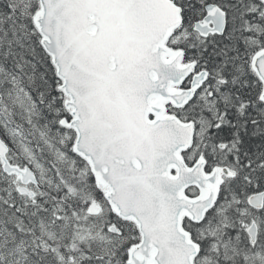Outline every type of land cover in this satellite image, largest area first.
Returning <instances> with one entry per match:
<instances>
[{
    "label": "snow or ice",
    "instance_id": "1",
    "mask_svg": "<svg viewBox=\"0 0 264 264\" xmlns=\"http://www.w3.org/2000/svg\"><path fill=\"white\" fill-rule=\"evenodd\" d=\"M0 264H264V0H0Z\"/></svg>",
    "mask_w": 264,
    "mask_h": 264
}]
</instances>
